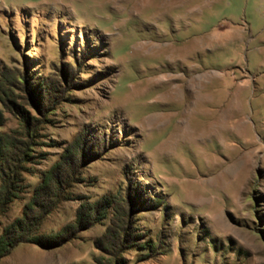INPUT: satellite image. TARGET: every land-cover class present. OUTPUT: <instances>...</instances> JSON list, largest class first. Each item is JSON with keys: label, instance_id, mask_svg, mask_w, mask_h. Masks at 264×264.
I'll return each instance as SVG.
<instances>
[{"label": "rangeland", "instance_id": "374dc122", "mask_svg": "<svg viewBox=\"0 0 264 264\" xmlns=\"http://www.w3.org/2000/svg\"><path fill=\"white\" fill-rule=\"evenodd\" d=\"M18 224L75 238L0 264H264V0H0V238Z\"/></svg>", "mask_w": 264, "mask_h": 264}, {"label": "trees", "instance_id": "16d2710c", "mask_svg": "<svg viewBox=\"0 0 264 264\" xmlns=\"http://www.w3.org/2000/svg\"><path fill=\"white\" fill-rule=\"evenodd\" d=\"M80 152L84 156L88 155L87 154L88 151H85L82 148H78L77 154ZM90 157H91L90 158L91 161L98 159V155L95 154L94 151H91ZM130 204L132 206L136 205L134 201H132V203H130ZM137 207H139V206H137ZM18 222H21V220H19ZM84 223H91L90 215L88 216V215L80 212L79 225H82ZM18 227H20L19 224H18V226L16 225L14 227V229H12V230H9V229L6 230L5 233L2 235V237L0 238V261L4 257L9 256L12 253L13 249L22 243H32V244L38 245L42 248H51V247H60L62 245H65L66 243L72 241L75 238L73 236V234H71V236H67L63 240H54V239H50V238H47L46 240H44V238H42L44 241L42 239L30 241L29 239H25V238L18 235V232H17L19 229ZM122 237H123V234H122L121 227L119 228L117 226V230L113 229V227H110L107 230V233L96 242V245L101 247L100 245L102 242L103 244L110 243V245H113L115 247H122L123 245L127 244L125 242V240H122Z\"/></svg>", "mask_w": 264, "mask_h": 264}]
</instances>
